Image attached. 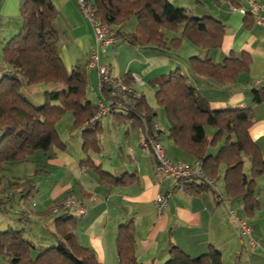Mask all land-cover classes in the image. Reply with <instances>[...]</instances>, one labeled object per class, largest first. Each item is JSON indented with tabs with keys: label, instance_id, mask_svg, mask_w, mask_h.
Listing matches in <instances>:
<instances>
[{
	"label": "crops",
	"instance_id": "obj_1",
	"mask_svg": "<svg viewBox=\"0 0 264 264\" xmlns=\"http://www.w3.org/2000/svg\"><path fill=\"white\" fill-rule=\"evenodd\" d=\"M21 1L0 0V80L11 74V69L3 62V50L21 28ZM51 1L58 11L54 26L59 33L64 32V36H68V45L63 49L69 62L68 70L71 71L77 64L86 66L95 42L93 27L83 15L77 0ZM176 1L198 18L212 17L222 22L226 35L221 48L200 49L184 39L179 48L170 47L160 51L155 47L132 48L117 38L109 49H113L111 53L115 57L107 52L103 57L104 62L112 67L116 78L121 76L124 80L127 75L130 78L134 74L140 75L145 86L136 87L143 91L149 105L151 100L146 95L151 82L178 69L189 77L191 85L208 101L213 111L251 109L255 122L250 128V135L264 155V103H255L253 95L254 89L264 88V25L258 24L253 16L246 17L242 9L235 8L239 4L241 8L248 9L250 0ZM62 16L65 17L64 27ZM134 26L136 27H130L129 33L134 32ZM183 29L184 26H181L178 33L167 31L168 41L180 37ZM123 31L127 32L125 28ZM59 50L63 57L60 45ZM231 53L237 57L246 53L251 57L248 73L241 74L234 84L220 85L198 76L192 68V58H210L214 63L222 64ZM85 69L89 90L93 92L92 77L93 86L97 85L96 73L86 67ZM57 89H61V86L39 84L25 86L23 93L37 106L45 101L47 91ZM99 99L100 95L95 101L89 98L95 104ZM161 111L165 114L163 109ZM155 112L156 121L160 124L159 112ZM64 121L67 124L62 131L59 127ZM73 122V113L69 112L58 125L61 139L67 145L66 150L53 148L47 153L38 151L27 162L0 166L2 187L6 188L1 197L10 198V203L0 209V216L7 223H0L1 228L15 226V222L22 219V223H17L16 226L25 228L26 236L32 241L40 242L46 235L33 227L37 226L41 230L44 228L43 223L47 218L42 213L67 198H73L86 209L85 215L76 209L69 210L73 217L80 218L76 228L78 240L82 246L95 252L101 264H120L117 253L119 228L129 224L134 228L136 257L141 264L153 261L164 264L170 258L171 243L178 245L192 257L206 253L213 246L221 251L224 264H264V255L260 253V249H251L247 236L241 233L234 222L231 213L234 208L230 203L238 204L234 211L249 222L255 240L263 249L264 176L257 180L260 208L253 217L245 214L241 201L227 197L223 181V191L219 188L218 181L216 184L229 207L218 200L214 189L192 195L184 188V184L188 182H183L173 192L165 212L160 214L155 206L156 196L160 192H169L173 182L164 181L157 174L151 151L141 145L138 127L131 120L107 116L100 121L99 150H84L83 128L72 130ZM167 126L168 129L161 126L167 157L175 161L194 162L195 157L186 154L169 139V123ZM206 131L211 140L215 131ZM216 151L217 149L212 150L211 154H216ZM95 166L101 167L113 178L132 177V182L128 185L102 184ZM245 169L250 172L249 162ZM25 179H30L35 185L34 197L28 202L23 199V189L10 186L12 182L23 183Z\"/></svg>",
	"mask_w": 264,
	"mask_h": 264
},
{
	"label": "trees",
	"instance_id": "obj_2",
	"mask_svg": "<svg viewBox=\"0 0 264 264\" xmlns=\"http://www.w3.org/2000/svg\"><path fill=\"white\" fill-rule=\"evenodd\" d=\"M94 8L96 20L117 31V38L132 48H151L162 51L181 46L184 39L205 49L221 48L226 31L219 20L198 18L189 9L178 7L170 0H86ZM234 1V0H232ZM235 8L240 9L239 4ZM22 25L3 50V62L11 74L0 80V166L27 162L36 152H49L53 148L67 149L58 131L63 117L74 116L72 130L82 129L83 149L99 150L100 122L90 123L97 113V104L89 100V80L85 67L77 64L68 70L59 50L60 34L54 26L58 11L51 0H22L20 5ZM246 17H251L247 13ZM136 20L133 33L123 29ZM178 38L168 41L166 32L178 33ZM194 72L220 85L234 84L243 73H248L251 57L231 53L222 64L210 58L191 59ZM124 81L131 84L128 75ZM60 85L61 89L47 91L43 106L33 105L24 95L23 88L33 85ZM156 89L157 105L163 109L169 122V139L186 154L203 162L205 174L215 181L223 177L225 192L230 200L241 201L244 212L253 217L260 208L257 198V179L264 176V155L250 135L255 116L249 108L213 111L208 101L191 85L189 77L180 70L151 82ZM254 102L264 103V88L254 89ZM131 120L138 127L152 128L157 114L145 95L136 101L133 114L118 116ZM215 132L210 140L206 129ZM217 149L216 154L211 151ZM251 164L250 173L245 165ZM89 163V162H87ZM95 171L102 184L128 185L132 177L113 178L99 166ZM223 170V176H222ZM23 189L25 202L34 197L35 185L30 179L10 185ZM185 191L200 195L211 189L205 183L193 181L184 184ZM0 179V209L10 203ZM53 205L42 213L54 218L53 229L44 227L47 238L35 243L26 236L25 228L11 226L0 230V255L2 264H101L95 252L80 244L76 235L80 218L69 209ZM58 208L57 213L54 209ZM6 213V210H5ZM22 223V219L15 222ZM135 234L132 224L122 225L117 238L120 264H141L136 257ZM169 260L164 264H224L220 250H209L192 257L178 245L171 243ZM150 264H157L155 261ZM239 264V262H237Z\"/></svg>",
	"mask_w": 264,
	"mask_h": 264
},
{
	"label": "built area",
	"instance_id": "obj_3",
	"mask_svg": "<svg viewBox=\"0 0 264 264\" xmlns=\"http://www.w3.org/2000/svg\"><path fill=\"white\" fill-rule=\"evenodd\" d=\"M78 3L83 15L91 23L94 30L95 42L90 53L87 68L97 71L98 87L101 93L100 99L97 102V113L90 123L100 122L107 116H128L129 114H133L136 101L144 95L143 91L136 86L143 87L145 82L138 74L132 76L133 82L131 84L113 76L112 67L109 64L103 63L101 56L103 53H107L116 43L117 31L114 27H109L96 20L92 4L86 0H78ZM248 4V9L240 8L242 12L245 15L247 13L251 14V16L255 17L258 24L264 25V0H250ZM142 122L144 126L139 127L142 147L151 151L155 159V170L161 179L173 182L172 189L169 192H160L156 196L155 206L160 214L165 212L173 192L183 182L198 181L207 184L217 191L218 200L224 202L228 207L230 206L218 190L216 181L205 174L201 160L196 159L193 163H187L169 159L163 144L164 133L160 124L154 121L152 128L149 129L146 125L145 117H143ZM58 205V208L76 209L82 215L86 214V209L73 198H67ZM58 208L54 209L55 213L59 211ZM231 213L241 233L247 236L251 249L255 250L260 247V244L254 238L253 229L248 221L235 215V211L231 210Z\"/></svg>",
	"mask_w": 264,
	"mask_h": 264
},
{
	"label": "rangeland",
	"instance_id": "obj_4",
	"mask_svg": "<svg viewBox=\"0 0 264 264\" xmlns=\"http://www.w3.org/2000/svg\"><path fill=\"white\" fill-rule=\"evenodd\" d=\"M171 2L174 4V5H176V6H178V7H183L182 6V4L180 3V2H178V1H176V0H171ZM77 4L79 5V3H78V0H77ZM63 17V27H64V16H62ZM89 22V21H88ZM89 24L91 25V23L89 22ZM62 25V24H61ZM133 25H136V20L135 19H132V20H130V22H128V24L125 26V29H126V31H127V33H129L130 31H131V26H133ZM92 26V25H91ZM135 27V26H134ZM94 31V30H93ZM60 34V38H59V45H60V47H61V50H62V54H63V60H64V62H65V65L67 66V65H69L68 63V61H67V56H65L64 55V47L65 46H67L68 45V36H64V32H60L59 33ZM62 35V36H61ZM113 49H111V50H109L108 52H110V56H112V57H115V55L113 54V53H111V51H112ZM113 52V51H112ZM104 54L105 53H103L102 54V56H101V58H102V61H103V63H105L104 62V60H103V57H104ZM71 57H73V55H71ZM75 63V62H74ZM106 64H108V63H106ZM89 70H91V72L93 71V72H95L96 73V76H97V71L95 70V69H89ZM115 70H116V67H115ZM119 80H123L122 78H121V76H120V78L119 77H117ZM93 83H94V81H93V77H92V89H93V92H91L90 90L88 91V94H89V98H91V100L92 101H95L96 99H97V97H98V95H100L101 96V93H100V91H99V87H98V76H97V85L96 84H94V86H93ZM95 85H96V87H95ZM143 86H145V84L143 85ZM149 87H150V89L148 90V94L146 95L148 98H150V100H151V104H150V106L153 108V109H155V110H157V112H159V117H160V124H161V126L163 127V128H165V129H168V126H167V123H169L168 122V119H167V117L165 116V114H163L162 113V111H161V109L158 107V105H157V101H156V98H155V92H156V89L150 84L149 85ZM95 89V90H94ZM45 104V101L42 103V104H40V105H37L38 107H40V106H43ZM36 105V104H35ZM65 124H67V122L66 121H64V123H62V125H60V129L63 131V129H64V126H65ZM167 127V128H166ZM207 129H212V128H210V127H208ZM164 138H163V144H164V146H165V143H164ZM166 147V146H165ZM193 163V162H192ZM222 176H223V170H222ZM245 173H250L249 172V170H246L245 169ZM261 178V177H260ZM258 180V179H257ZM219 181H220V184H219ZM219 181H218V185H219V188L223 191V185H222V181L224 182V180H223V177H221L220 179H219ZM258 184V183H257ZM33 201H31V203H32ZM230 203H232V206H233V208L234 209H232V211H234L236 208H237V206H238V204L237 203H235V202H231L230 201ZM40 208H43V207H40ZM229 212H230V210H229ZM1 214V213H0ZM235 215H238V212L237 211H235ZM53 220H54V218H48L47 220H45V222L43 223V226L44 227H47V228H50V229H53ZM0 223H3V225H7V223H6V221L0 216ZM249 223V222H248ZM16 226V225H15ZM32 226H34V225H32ZM24 227V226H23ZM35 228H36V230L38 231V232H44L43 230L45 229V228H43L42 230L40 229V228H38L37 226L36 227H33V229L35 230ZM0 230L1 231H3V230H5L4 228H1L0 227ZM45 238H47L48 239V236H46ZM259 251H260V253L261 254H263L264 255V248L262 249L261 247H258L257 248ZM3 263V256L2 255H0V264H2Z\"/></svg>",
	"mask_w": 264,
	"mask_h": 264
}]
</instances>
